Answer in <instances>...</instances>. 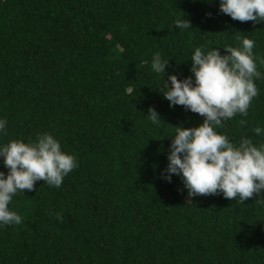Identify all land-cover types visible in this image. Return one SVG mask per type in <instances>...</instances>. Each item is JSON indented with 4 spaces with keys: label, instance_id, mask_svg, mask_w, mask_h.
<instances>
[{
    "label": "trees",
    "instance_id": "obj_1",
    "mask_svg": "<svg viewBox=\"0 0 264 264\" xmlns=\"http://www.w3.org/2000/svg\"><path fill=\"white\" fill-rule=\"evenodd\" d=\"M218 4L0 0V116L8 121L0 140L50 132L78 159L59 187L38 180L12 197L22 222L0 228V264H264L261 197H188L176 174L162 178L165 136L202 117L169 107L153 53L168 59L164 80L181 79L191 75L195 46L223 53L248 36L264 71V22L232 19ZM185 14L192 27H175ZM255 83L247 116L219 131L264 139L251 131L264 125V79ZM149 105L159 127L146 116ZM0 170L7 172L2 161Z\"/></svg>",
    "mask_w": 264,
    "mask_h": 264
},
{
    "label": "clouds",
    "instance_id": "obj_2",
    "mask_svg": "<svg viewBox=\"0 0 264 264\" xmlns=\"http://www.w3.org/2000/svg\"><path fill=\"white\" fill-rule=\"evenodd\" d=\"M218 7L235 20L264 22V0H219ZM173 24L179 29L192 27L186 14L177 15ZM254 47L255 41L248 36L236 46H222L223 53L219 47L195 46L190 56L191 75L181 79L169 73L164 80L168 59L159 52L152 55L151 69L163 74L158 89L169 107L182 105L202 117L194 126L173 125V132L165 136L171 140L162 178L171 182L176 174L188 197L221 194L241 203L255 194L264 203V139L254 141L245 134L237 139L219 131L237 114L247 116L259 94L255 81L264 79V71L258 69ZM259 64L264 65V59ZM146 116L153 126L164 122L154 106H148ZM251 131L264 138V125L257 124ZM7 132L8 121L0 116V137ZM0 161L7 169L0 170V228L22 222L21 214L9 207L14 195L32 190L38 180L59 187L78 167L76 155L63 150L60 140L50 132L37 133L35 139L0 140Z\"/></svg>",
    "mask_w": 264,
    "mask_h": 264
}]
</instances>
